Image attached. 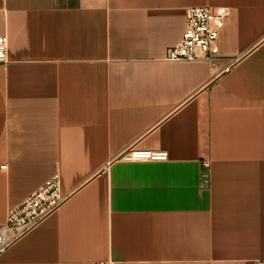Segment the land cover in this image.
Wrapping results in <instances>:
<instances>
[{
	"label": "crops",
	"instance_id": "crops-1",
	"mask_svg": "<svg viewBox=\"0 0 264 264\" xmlns=\"http://www.w3.org/2000/svg\"><path fill=\"white\" fill-rule=\"evenodd\" d=\"M197 6L218 53L166 59ZM0 36V225L67 195L0 264H264V0H0Z\"/></svg>",
	"mask_w": 264,
	"mask_h": 264
},
{
	"label": "built area",
	"instance_id": "built-area-1",
	"mask_svg": "<svg viewBox=\"0 0 264 264\" xmlns=\"http://www.w3.org/2000/svg\"><path fill=\"white\" fill-rule=\"evenodd\" d=\"M229 9L224 6L189 7L186 11V26L180 40L170 47L168 60H212L218 53V38ZM8 61V38L0 36V63ZM168 156L165 150L128 148L123 159L132 162L163 160ZM206 168L207 163H203ZM207 175L204 173V181ZM59 176L47 179L37 190L29 194L18 206L10 209L6 221L0 225V252L37 228L66 200ZM94 264H109L95 262Z\"/></svg>",
	"mask_w": 264,
	"mask_h": 264
}]
</instances>
